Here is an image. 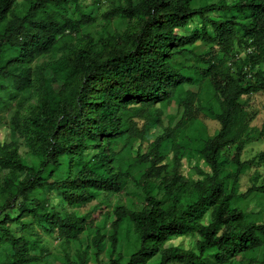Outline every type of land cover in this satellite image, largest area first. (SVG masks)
I'll list each match as a JSON object with an SVG mask.
<instances>
[{
    "label": "trees",
    "instance_id": "obj_1",
    "mask_svg": "<svg viewBox=\"0 0 264 264\" xmlns=\"http://www.w3.org/2000/svg\"><path fill=\"white\" fill-rule=\"evenodd\" d=\"M79 1L26 0L24 14L10 18L17 0H0V77L12 79L18 92L35 86L39 94L23 120L18 114L12 119L37 165L26 164L18 144L0 145V173L4 172L0 178V248L10 251L0 264L37 261L30 251L39 241L15 237L9 230L12 224L25 228L22 221L27 217L47 234L67 241L89 230L84 217L49 212L39 192L55 193L68 207L87 205L96 193H120L132 177V169L144 163L149 167L138 184L144 190L145 205L140 211L114 208L107 264H148L155 257L159 258L157 264H205L208 253L215 264H232L239 253L258 250H262L261 258L255 261L251 257L244 264H264V220L250 221L235 205L255 193L264 194V186L237 192L243 170L264 164V150L250 160H241L252 136L250 124L257 115L242 99L264 93V0L231 4L218 0L201 6L195 5L196 0H138L136 4L127 0L104 17L135 21V29L97 42L88 39L81 45L65 41L60 57L44 64L32 80L30 64L58 47L66 33H77L89 23L78 8ZM70 4L80 13L78 21L67 15ZM199 45L209 50L198 52ZM234 47L244 51L243 58L233 52ZM213 48L232 59L231 68L222 71ZM8 49L16 55L7 59ZM187 55L204 65L193 70L213 90L218 110L208 109L207 114L219 124L218 133L199 150L211 174L191 182L182 173L179 146L173 144L174 132L193 113L195 95L187 92L183 96V89L195 79L174 65L176 56ZM59 73L64 75L62 91L53 86ZM172 103L179 119L170 130L161 126L163 111L154 106ZM146 112L162 134L144 155L137 154L131 162L117 159L111 147L117 139H146L147 129H139L134 121ZM168 143L174 145L169 175L162 164ZM232 146L233 170L224 175L221 156ZM163 173V195L171 198L166 209L151 194L149 181ZM14 209L15 217L11 216ZM131 233L135 242L130 248L127 239ZM180 237L191 238L193 248L163 247ZM105 238L103 230H96L91 243L98 252ZM60 264H87V257L85 253L76 260L65 256Z\"/></svg>",
    "mask_w": 264,
    "mask_h": 264
},
{
    "label": "rangeland",
    "instance_id": "obj_2",
    "mask_svg": "<svg viewBox=\"0 0 264 264\" xmlns=\"http://www.w3.org/2000/svg\"><path fill=\"white\" fill-rule=\"evenodd\" d=\"M133 4H136L138 0H129ZM218 0H196L195 5L201 6L208 2ZM228 4L234 3L237 0H225ZM127 0H80L78 8L81 12L90 20L89 23L83 26L77 33H66V37L60 40L58 47H56L51 53L36 58L31 64V79H35L36 72L46 63L57 60L62 50L60 46L67 41L72 45L84 44L88 39H92L97 42L99 39H104L114 33H122L127 29H135V21L128 23V21L122 17H115L106 19L104 16L113 7L117 5H125ZM27 9L26 0H17L13 14L10 16H19L24 14ZM67 15L73 20L78 21L80 13L77 12L76 6L70 4L67 8ZM198 52H207L208 46L199 45ZM213 51L221 59V69L226 71L231 68L232 59L226 55H223L218 49L213 48ZM233 52L238 53L240 58H243L244 51L237 47L233 48ZM6 58L14 57L16 52L8 49L6 51ZM233 53H230V55ZM174 65L178 67L183 75L186 71L192 73V77L195 79L190 85L183 89V96L185 93H194V102L192 105V118L181 129L174 132V142L179 146L181 153V167L182 173L185 178L190 182L204 178V176L210 175L211 171L199 155V150L203 147L205 140L214 137L219 130V124L212 120L207 110H218V103L213 97V90L207 79H203L199 74H195L193 68L203 67L198 58L191 55L185 57L176 56ZM222 79V75L219 76ZM56 82L53 86L62 91V84L64 75L60 74L55 77ZM39 94L35 86H32L28 91L18 92L14 86V82L10 78L0 77V145L8 143H16L19 145V154L25 159L26 164L29 166L37 165V159L29 154V151L25 148L23 140L19 134L14 130L12 125V119L15 115H19L20 120H23L32 108L37 100ZM242 100H247L249 111L256 112V117L250 124V132L252 136L249 137V143L243 150L241 157L242 161L250 160L256 154L264 150V132L261 134L262 125L264 121V93H257L249 98L243 97ZM161 107V108H160ZM155 109L160 108L163 111L161 117V126L169 128L174 127L178 121L179 116L177 114V108L174 103L167 107H162L161 104H156ZM149 112H146L142 117L134 119L139 129H147V137L144 141L139 142L136 138H128V136L117 139L111 145L113 153L117 159H122L127 162H131L137 156V154H145L152 147L154 140L162 134V128L156 126L153 123L151 117L148 116ZM172 143L164 146V159L163 163L166 165L165 174H170V167L172 165L173 145ZM234 153V146L229 147L222 154V172L224 175H228L232 172V156ZM149 164L134 167L132 169V177L127 180L125 187L118 194L112 193H96L93 201L87 205L78 207H68L62 199L55 193L39 192L38 195L45 201V207L49 212H68L78 217H84L88 224L89 230L79 235L78 238L72 240H65L59 238L53 234H47L40 226L33 223L31 217L23 219L22 223L25 224V228L21 225L12 224L9 225V230L15 237H24L29 241L37 239L39 241L38 247L30 251L31 255L37 257V261L34 264H60V260L65 256L76 260L78 256L86 254L87 264H107L111 250L109 248V241L107 239L111 229V224L115 220L113 210L115 207H123L128 211H140L145 205V194L142 186L138 184L142 174L146 172ZM201 172V173H200ZM153 176L149 179L153 185L151 194L156 196L162 201V207L166 209L170 203L171 198H165L162 191V176ZM4 172L0 173L2 178ZM230 183V180L227 181ZM252 186L261 187L264 186V164L257 166L246 167L239 179L237 187L238 194L246 192ZM235 205L243 210L248 216L250 221L261 223L264 220V194L255 193L248 197L246 200L235 201ZM21 204V202L19 203ZM16 209L11 211V216H16ZM103 230L106 234L105 240L100 245V251L98 252L91 240L95 236L96 230ZM130 248L135 242V236L131 233L127 239ZM123 247L126 246L123 242ZM194 242L191 238L180 237L173 238L164 244V248L180 247L183 249H192ZM10 251L7 247L0 248V260H4ZM262 255V250H258L255 253H239L233 260L232 264H244L251 257H254L255 261L259 260ZM125 256V255H124ZM208 259L204 260L205 264H215L208 253L206 256ZM158 257L153 258L148 264H157ZM179 264V263H177ZM181 264V263H180ZM182 264H190L188 262Z\"/></svg>",
    "mask_w": 264,
    "mask_h": 264
}]
</instances>
